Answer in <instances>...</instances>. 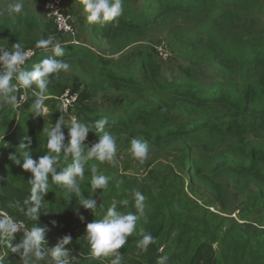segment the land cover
Returning a JSON list of instances; mask_svg holds the SVG:
<instances>
[{
  "label": "trees",
  "instance_id": "16d2710c",
  "mask_svg": "<svg viewBox=\"0 0 264 264\" xmlns=\"http://www.w3.org/2000/svg\"><path fill=\"white\" fill-rule=\"evenodd\" d=\"M77 1L84 12L82 0ZM122 9L114 20L89 23L86 29L100 41L112 44L119 38L128 41L146 35L167 17H194L190 28L169 32L168 44L173 50L178 42L183 46L181 53L203 45L208 47L214 52L215 71L220 75L218 80L201 81L196 76V67L189 65L180 67L177 75L166 76L155 57L145 51L137 53L128 65L120 66L75 42L62 45L64 56L55 58L79 72L80 80L73 81L70 92L77 94L72 112L79 122L92 128L87 136L91 146L100 137L94 136L103 134L95 129L99 119L108 120L104 131L113 137L126 136L121 139L123 148H129L132 139L159 150L182 143V148L177 150L183 166L176 164L179 177L170 174L161 178L159 170H151L139 187L125 176L114 178L106 174L99 162L90 161L84 179L79 181L83 198L92 195L98 205H104V210L115 202L121 211L136 212L133 193L139 191L144 195V215L124 247L117 250L120 264H157L162 256L168 257L166 264H264V0H122ZM238 13L246 18L240 26L236 24ZM55 35L54 24L38 21L26 7L14 13L9 22L0 18V47L11 48L20 43L25 50H32L23 66L27 71L53 56L52 51L37 48L36 43ZM64 72L53 73L48 78L46 116L36 117L27 111L34 100L33 90L39 91L35 84L27 90L25 102L17 109L0 108V177L3 178L0 209L29 228L37 223L45 226L48 229L45 240L54 246L70 235L72 242L66 247L71 250L70 257L76 259L74 264H111L116 258L112 254L92 257L85 237L87 224L103 214L99 208L94 214L79 204V197L64 200L62 189L54 184L44 196L46 203L40 210L39 222L31 221L15 206L17 200L22 201L28 195L31 173L10 157L16 150L19 154L18 147L25 136L31 140L32 159L46 154L43 145L47 137L43 129L63 117L58 99L67 88ZM100 83L121 93L115 109L100 111L88 107L92 92ZM17 94L20 96L23 91L20 89ZM62 131L67 143L68 131ZM116 142L118 147L121 141ZM70 162L60 154V167ZM93 163L97 164L99 174L111 179L106 189L90 193ZM227 173L247 177L248 183L241 185L245 191L251 186L256 188L244 197L237 216L240 221L256 225L251 232L241 231L240 224L228 226L230 219L209 213L188 198L186 190L196 198L195 185L199 178ZM154 184H158L156 194L152 193ZM215 186L223 198V187ZM125 193L131 197L126 207L117 201ZM142 230L155 238L146 251L138 247ZM21 237L16 234L11 244L19 243ZM46 247L49 248L48 244ZM2 261L14 264L10 257Z\"/></svg>",
  "mask_w": 264,
  "mask_h": 264
},
{
  "label": "clouds",
  "instance_id": "9594fccd",
  "mask_svg": "<svg viewBox=\"0 0 264 264\" xmlns=\"http://www.w3.org/2000/svg\"><path fill=\"white\" fill-rule=\"evenodd\" d=\"M82 3L83 10L87 14L86 20L90 24L114 20L123 10L122 0H82ZM23 8V0H13L8 5V12L20 13ZM50 46L53 56L41 60L32 71H27L23 67L33 54L31 49L25 50L20 43L11 48L0 47V108L8 106L13 110L17 109L23 99L17 94L19 90L31 89L35 84L39 91L33 90L34 100L27 111L36 117H42L47 113L44 100L48 78L53 73L65 71L70 67L65 61L55 58L64 56V48L59 43H54V37L50 36L36 43L37 48L48 49ZM106 125H108L107 119H99L95 122L96 131L103 134L98 142L89 147L85 141L92 128L75 118L66 125L65 120L60 117L55 124L43 129L47 137L46 144L43 145L47 150L46 154L36 160L32 159L29 151L31 140L25 136L19 144V154L16 150V154L10 158L23 170L31 173V178L27 181L28 195L22 201H16L15 206L18 211L31 221L39 222L40 210L46 203L45 194L49 192L51 185L59 186L64 200L69 201L73 196L79 197V204L85 210H91L94 214H97L98 208L102 211L100 218L87 224L86 241L90 246L92 257H106L112 254L116 258L111 264H120V254L117 250L124 247L127 238L136 229L138 220L144 215V195L139 191L133 193L136 212L121 211L115 202L104 210V205L102 203L98 205L92 195L83 198L79 184V181L84 179L85 169L90 161L116 163L117 142L109 132L104 131ZM63 127L68 129L67 143L62 131ZM148 151L147 143L132 139L129 152L133 158L142 162L147 157ZM61 153L65 161H71L66 167L59 165ZM91 173L90 193H95L98 189H106L111 177L99 174L96 163L91 165ZM129 203L128 199L119 202L125 207ZM47 231L48 229L40 223L29 228L23 221H17L7 212L0 211V245L7 244L12 253L18 254L23 264H33L37 261H43L44 264H74L76 259L70 257L71 250L66 247L72 242L71 236L65 235L55 247L48 248L45 240ZM18 232H22V237L19 243L13 246L11 241ZM140 236L138 247L146 251L155 238L143 230ZM167 260V256H162L158 258L157 264H166ZM0 264H3L2 260Z\"/></svg>",
  "mask_w": 264,
  "mask_h": 264
},
{
  "label": "rangeland",
  "instance_id": "374dc122",
  "mask_svg": "<svg viewBox=\"0 0 264 264\" xmlns=\"http://www.w3.org/2000/svg\"><path fill=\"white\" fill-rule=\"evenodd\" d=\"M10 3H12L11 0H0V18L5 22H9L14 15V13L10 14L8 12V5ZM42 3L43 0H23L24 7L28 9L30 14L35 16V19L38 21L44 22L45 18L42 12ZM69 8L70 15L73 18L74 27L76 30V36L73 42H75V44L81 45L84 48L93 50L97 57H101L105 61L113 62L114 64L120 66L125 64L128 65L130 60L134 58L137 53L140 51H145L155 57L156 61L160 65L162 73L166 76L179 74L180 67L194 65L198 74L196 76L201 79V81L219 79V76L217 75L220 74L215 71L214 67L215 62L213 50H210L208 47L203 45L198 49L188 50L184 53H181L180 49L183 48V46L176 42L174 44L173 52L168 44L169 32L173 29L184 31L190 28L195 22L194 17H167L162 24L147 32L146 35H138L128 41H125L123 38H119L112 44H109L108 42L100 41L97 36L92 35L86 29L88 28L89 23L83 14L84 12L82 9H80L77 0H72L69 4ZM238 14L239 17L236 19V24L240 26V24L246 20V18L242 15V13ZM257 25L260 24L257 23ZM68 42H70L69 38H63L58 35L54 36V43H59L62 46ZM161 43H165L166 50L168 52V58L166 61H162L159 56H156V47H159ZM45 50L51 51V46ZM79 78V72L76 68L69 67L67 70H65L63 74V81L67 88L63 95H66L68 91L71 92L73 81L80 80ZM120 94L121 93L115 91L113 88L100 83L93 90L92 98L88 103V107L90 109H96L100 111L113 110L116 108V100L119 98ZM70 95L72 94H69L68 96ZM59 102L60 101H58V104ZM74 106L71 109L69 116L67 115L66 117L63 115L62 117L65 120L66 125L70 124L73 118L77 120L74 112H72L75 108ZM19 113H21L20 109ZM47 114L48 113H45L43 115L46 116ZM62 130L68 131L66 127H63ZM101 135L102 134H97L94 137L98 139V137ZM114 138L116 141H121L117 147L115 155L116 163L112 164L109 162H99L106 174L112 175L114 178L125 176L128 179L136 181L137 187L145 182L148 172L151 170H159L162 173L161 178L165 176L168 177L170 174L177 175L179 177L176 164L181 167L183 166L180 159V153L177 150L182 148V143L169 145L163 150H159L155 146H148V155L141 162L140 160L133 158L128 147H122L123 141L121 139H125V135L121 134L115 136ZM85 143L89 147L91 146L87 139ZM126 166L129 167L127 171H125ZM184 181L186 182L184 188L187 189L186 179ZM244 183H248L247 177H240L231 173H227L215 178H199L195 185L196 198L191 195L188 190L186 191L188 192V198L193 199L194 202H196L201 208L206 209L209 213L219 215L222 217V219H230L231 222L227 223L228 226H230V223L240 224L241 231L251 232L256 229V225L253 223L240 221L237 217L238 210L241 206V202L244 200V197L256 191V188L253 186L246 189L245 191L241 187V185ZM157 185L158 184H154V186H152L153 194H156L157 192ZM215 185L223 187V198L219 197V192ZM124 199L131 200V197L128 193H125L119 196L117 201L120 202ZM132 200L134 203V198ZM0 211L4 210L0 209ZM46 244H48L49 248L55 247L50 242L46 241ZM9 257L14 264H23L18 254L12 253L10 249H7L5 244L0 245V260L7 259ZM35 263L44 264L43 261H37Z\"/></svg>",
  "mask_w": 264,
  "mask_h": 264
},
{
  "label": "built area",
  "instance_id": "2783aa9c",
  "mask_svg": "<svg viewBox=\"0 0 264 264\" xmlns=\"http://www.w3.org/2000/svg\"><path fill=\"white\" fill-rule=\"evenodd\" d=\"M72 0H43L42 3V12L45 18V21L50 22L55 25L56 33L58 36L63 38H69L71 42L75 40L76 30L73 23V18L70 15L69 4ZM68 7V8H67ZM156 51L161 60L166 61L168 58V52L166 50L165 43H161L159 47H156ZM23 94L20 97L21 99L19 106L25 102V93L28 89H21ZM71 94L69 91L66 95L61 96L58 101L61 114L69 116L71 109L76 103L77 95ZM17 234L22 235V232Z\"/></svg>",
  "mask_w": 264,
  "mask_h": 264
}]
</instances>
